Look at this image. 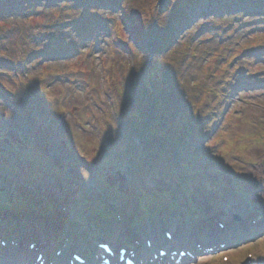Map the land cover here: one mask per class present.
I'll use <instances>...</instances> for the list:
<instances>
[{
  "label": "rangeland",
  "instance_id": "1",
  "mask_svg": "<svg viewBox=\"0 0 264 264\" xmlns=\"http://www.w3.org/2000/svg\"><path fill=\"white\" fill-rule=\"evenodd\" d=\"M19 1L0 0L1 10L4 11L10 7L9 16L1 18L0 15V65H3L2 62L9 63L11 60L16 61V63L21 61L20 63L24 64L25 67L22 68L21 65V68L15 72L11 70L10 65H7L8 71L12 72L13 76L10 78L1 75L0 86L3 89L10 87L14 89L15 86L12 81L17 80L18 77L23 80L19 71L25 70L27 67V76L29 75L28 78L31 79L29 83L36 84V81H39L35 85L38 86L39 90L36 95H40L41 98L38 101L30 102L29 106L25 97L20 98L19 101H14L12 97L5 96L1 105H11L10 103L14 105L16 103L19 104V107L16 111L17 114H13V108L5 113L0 112L2 116V118L0 117V131L13 133L14 127L19 125L20 130H23L25 136H28L26 140H30L29 136L33 137L35 146L41 151V157H46L45 153L49 152L50 154L49 147L52 141L57 139L68 141L71 150L76 155L72 157L74 163L80 164L79 161L83 157L87 158L90 163L97 160L102 168L111 170L112 167L115 172L118 170L124 177L123 185L128 187L134 179L136 180L135 174L138 175L132 158L137 155V152L132 148L130 153L122 154L119 152L118 156L114 155L115 142L119 140L120 130L118 126L119 116L113 105V100L117 95L113 89L117 85L123 86L126 95L132 99L133 93L129 90L132 85L128 84L129 79L141 72L151 77L152 86L149 89V97L154 86L158 87L159 90L166 89L164 92L171 94L168 95L171 99L181 96L183 101H190L193 105H198L197 108L203 107L206 102L211 103L205 106L204 112L211 105L216 116L213 117V120L211 118L209 120V116L205 113L207 116H204L203 120L207 127L210 126V131L215 125L209 138V146L205 145L200 148V154L203 157L194 160L192 162L194 166L190 168L192 169L191 173H186L181 176V179L183 180L186 176L199 187L198 194L200 197L195 198L198 205L204 206L209 203L211 206H215L218 211L223 210L228 215L230 223L235 226L238 225V228L236 229L230 224L229 227L232 231L225 237L222 235L221 238L213 242L216 245L215 250L210 252L198 251L189 264H248L247 257L249 256L252 257L253 263L264 264V222L262 227L255 230L249 227L240 228L246 224L249 218L257 215L256 209L264 210V16H262L264 1L199 0L196 5L187 8L190 9L188 12L189 26L187 28L184 26L185 29H182L181 23L176 22L175 15L171 13L172 5L170 2L172 0H153L152 4L147 3V0H139V3L136 0L135 2L131 0L132 6L139 7L138 24L145 34L141 40L143 48H140L139 44L135 42L134 34L130 33L127 30V25L124 26L125 24L121 21V8L114 11L105 7L89 10L88 6L78 7L75 0H69L76 9L66 11L61 7L62 0H38V9L36 8L37 10L30 15L22 13L26 2L30 0H22V7L13 6L15 2ZM183 1L176 0L177 3ZM130 4H127L125 8H131ZM254 4L257 6H252ZM46 5L49 6L47 10L45 9ZM160 6H164L165 12L159 16L156 14L158 17L153 16L154 21L147 22L144 26L143 16L148 15L150 17L152 9ZM60 11L62 12L60 13ZM238 11L243 17L239 21H235L236 33L239 32L234 36L233 42L236 47L232 50H242V53L247 50V54L240 60L239 65L242 63V67L239 68L236 75L233 74V71L229 72L224 68H216L215 62L212 60L204 71L203 69L200 70L198 77L190 73L194 66L188 68L189 73L184 76L186 78L184 80H198L199 86L206 89H211L213 86L216 91L220 92L222 91L221 86L226 84H222L219 79L224 83H226L224 80L232 79V84L226 86L231 88V92L222 93L213 98L210 94L197 95V93H201V90L196 86L195 88L189 87L184 94L182 91L185 82H182L183 80L180 78L181 71H176V69L179 63L185 69V61L182 60L185 57L187 33L194 27L198 29V25L204 23H208L210 29L218 24L227 26V20H234ZM58 13L61 14L59 22L54 21ZM212 18L217 20L211 22ZM90 19L92 22L99 20L102 22L94 27V34L78 40L77 36L83 34V24ZM58 23L60 25L62 23L63 25L69 24L71 27L58 28ZM51 25L52 28H50ZM47 26L48 28H46ZM239 26L240 28H238ZM136 28L139 29L138 25ZM52 29H54L55 35L48 42L43 37ZM70 30L73 32H69ZM122 41L123 44L126 42L130 45L135 44L134 52H130V47H127V51L123 50L120 45ZM63 42L70 45H74L76 42V44L68 52L63 47ZM158 42L171 44L166 51L162 50L161 53L157 54V49L160 48L157 45ZM218 42L219 39L216 38L209 45L211 50L215 48ZM228 42L229 40L227 44ZM255 50H262V52ZM35 51L38 55L27 62V55L33 54ZM63 51L64 53H62ZM65 56L66 58H63ZM125 64H128L127 70L131 68V73L129 72L128 75L124 70ZM111 68H119L124 71L119 81L115 82L114 79H111L110 83L108 82L107 77H112L116 72V70L111 72ZM210 70L217 73L215 78L205 76ZM175 71L177 72L176 80L182 81L176 82ZM16 89L19 90L17 87ZM41 91L46 94H41ZM152 97L149 98L150 101ZM0 98L2 97L0 96ZM44 102L48 103V107ZM32 115L34 118H39V123L36 126L32 122ZM34 129L37 134L45 130V133L52 135V138L48 140L44 137L37 138V135L33 133ZM16 138L22 142L21 145L10 143L7 137L0 135L1 145L4 147L9 145L12 151L10 157L3 156V148L0 146V189L3 190L2 195H13L20 203L32 201L41 208L42 205L38 199L46 198L47 193L52 192L58 198L59 203L66 207L68 213L64 214L63 217L70 222L74 221L72 216L75 217L77 214L81 215L80 219L85 221H89L88 218H98V215L90 212L91 204L99 205L98 199L103 200L104 202L101 203L106 202V204L119 202L129 205L127 200L110 198L109 190L99 185L89 167L82 166L83 169H80L74 164H67L68 169H74V176L66 174V171L64 174L68 175L67 179L70 181L65 183L72 184L73 182L76 184L83 194H87V203L67 205L68 199L70 201L73 199L67 193L62 192L60 188L62 181L65 180H57L54 177L48 178L46 184L42 185L44 195L40 197V193L33 188V183H19L21 182L20 177L23 178L24 175L23 171L17 170L16 167L18 165L30 167L24 162L27 160L25 158L28 156L27 154H31L33 151L34 145L32 142L23 143L20 136H16ZM97 148H100L101 151H97ZM109 155L116 159L115 162L118 167L111 166ZM57 158V156L56 158L53 156L49 161L57 163L59 160ZM172 168L185 172V168L177 165ZM168 171L170 172L171 169L169 168ZM214 177L222 179L219 181ZM236 179L242 182L241 189H243L242 193L244 194L236 189ZM141 180L140 178V183ZM205 181H214L213 187L219 191H215L213 187L207 188L204 185ZM140 183L133 185L139 193L147 190ZM84 184L89 187L85 189ZM177 193L184 195V190L181 189ZM145 195L151 196V192ZM0 199H3V196H0ZM176 203V209L167 211L166 216L168 218H171L173 214L181 213L179 210L181 206L185 211L186 200L183 196L178 197ZM120 206L119 208L127 213L126 209H123L125 206ZM247 207H250V212H248ZM101 209L106 211L107 205ZM11 212L12 210H9L6 213L9 215ZM194 212L188 216L194 215ZM233 215L241 217L239 223H235L233 220L231 222ZM132 216V213H128L124 218L127 217L131 220ZM48 218L52 219V215H48ZM153 218V216L146 217L143 221ZM46 221L47 219L43 224H46ZM10 222L13 223L10 219H0V227L6 226ZM67 224L70 237L79 243L75 239V234L78 237V229ZM178 225L181 226V224ZM125 229L128 227L126 226ZM27 230L29 231L31 228L29 227ZM182 230L184 229H178V232Z\"/></svg>",
  "mask_w": 264,
  "mask_h": 264
},
{
  "label": "trees",
  "instance_id": "2",
  "mask_svg": "<svg viewBox=\"0 0 264 264\" xmlns=\"http://www.w3.org/2000/svg\"><path fill=\"white\" fill-rule=\"evenodd\" d=\"M139 3V0H136ZM175 1V2H174ZM252 2H261L262 0H250ZM264 1V0H263ZM76 5L79 6H88L89 10H98L97 8H101V7H105L106 9L110 10L113 9L117 10L118 8H121V21L125 24L124 26L127 25V30L134 34L133 38L135 40V42H137L138 44H141V40L143 38V36L145 35L144 32L141 31V27L138 24V20H139V12H138V8L136 6H132L130 4L131 0H124L125 4H123L124 2H121V0H75ZM133 2H135V0H133ZM151 3L153 2V0H147V3ZM199 2V0H184L183 2L177 3L176 0H172L170 2V4L172 5V11L171 13L173 15H175V19L177 20L176 22H179L180 25H182V29L184 26L187 28L189 25V19H188V12L190 9L189 8L191 5H196ZM38 0H30L28 2H26L25 7L22 9V13H28L30 15H32L34 13V9L37 8L36 6H34V4H38ZM91 3V5H89ZM23 1L20 0L19 2H15L13 4V6H20L22 7ZM127 4L131 5V8L127 9L128 7L125 8V6ZM94 6V7H91ZM252 6H257V5H252ZM61 7H63L64 10L66 11H70L69 9H76L74 7V5L69 1V0H62L61 2ZM131 10V11H130ZM9 12H10V7L8 9H4L1 10L0 9V15L2 16H9ZM62 11H60L61 13ZM128 12V13H127ZM165 12V8L164 6H160V7H155L154 9H152V11L150 12V17L148 15H144L143 16V25L145 26V24L151 23L152 21H154L153 16L155 17V15L157 14L159 16V14H162ZM240 11H238L237 13H239ZM87 13L89 14V12L87 11ZM156 15V16H157ZM264 15V11L262 12V16ZM157 16V17H158ZM236 19V18H235ZM234 19V20H235ZM211 20L216 21V18H212ZM96 23H89L88 28H85L83 33H88L89 26L90 25H94ZM138 25V28H136V26ZM97 26V25H96ZM156 26V24H155ZM159 27V26H158ZM212 28V27H211ZM240 28V26L238 27ZM87 29V30H86ZM230 30V35L228 36L227 33H229ZM160 31V30H159ZM236 33V29H229L225 26H221V25H217L216 27L210 29L208 27V23H204V24H200L198 25V29L196 27H194L189 33H187V37L185 38V42H186V47H185V57L182 60L183 62L185 61V69L184 67H182L183 65L181 63L178 64V71H184L186 72L187 67H189L190 63H199V64H204V65H209V63H202L201 59L196 60V57H194V55H191L192 53H195L196 51H206L208 50V45H211L215 39L218 36H221L223 38V44H221V46L219 47L220 49L223 50H227L228 49V56L227 59H224V57H221L217 54H213V60H215L219 65H222L223 68L228 69L229 71H233L236 70L240 65L239 62L241 60V50L239 51L238 49L236 50H232L234 49V35ZM149 35V33H148ZM228 37H229V42L227 45V41H228ZM174 40V39H173ZM184 42V43H185ZM159 43V42H158ZM161 43V42H160ZM157 44L159 45V49H157V54L161 53L162 50L166 51L169 47L171 43H166V44ZM144 46V45H143ZM161 46H163L161 48ZM214 52V51H213ZM212 51H207V54H211L213 53ZM230 53V54H229ZM181 62V61H180ZM204 69V68H203ZM224 69V70H225ZM223 73V71H222ZM151 74V73H150ZM222 75V74H221ZM153 80V79H152ZM148 84L151 81V77L149 75L148 78ZM197 82V81H196ZM194 86V84H193ZM150 89V88H149ZM145 90L143 89L140 93L144 92ZM156 95L160 94L159 89L155 90ZM160 95H158V98H154V100L157 102V105L155 106V114L153 115V117L150 116L151 120L156 123L159 124V121L156 120L155 118H158L159 115H163V123H164V128L163 129H159L153 127V126H149L150 131L148 132L149 136H151L152 138L154 136L157 137V139H159V137L162 139L161 143L166 141L165 143H163V146H165L167 149L164 151L169 150L168 153H172V151H170L171 149H176V148H183V143H182V137H186V138H191L192 135L193 136H198L200 139L204 136V138L206 139L207 136L205 134L210 132V126H206V124L203 123L204 120V116H209V120L210 118L213 120V115L216 116V114L214 113L213 109H211V107L205 111H199L200 109L197 110V108L193 107L191 105V102H183L179 98L177 99H170V96L166 95L164 93V89L163 91L161 90ZM140 98L139 100L135 103V114H127V117H129V120H135V116L138 115V110L141 109V107L144 106V102L143 100L145 99L144 94L142 93V97L141 95H138ZM135 97L133 96V101H134ZM181 101L182 105L184 103V106H186V109H184L183 111H181L180 105L181 103L179 102ZM179 102V105H178ZM181 105V106H182ZM168 109V111H166ZM171 113V114H170ZM205 113H207V115H205ZM194 117V118H191ZM177 119V120H176ZM195 119V120H194ZM135 122H137V119L135 120ZM161 122V121H160ZM195 124V125H194ZM193 126H197V133H194L193 130ZM189 127L191 129H189ZM189 129V131H188ZM188 131V132H187ZM197 134V135H196ZM137 136H139L138 133H136ZM151 139V138H150ZM140 146H142V141L140 142ZM156 140H150V147L152 149V152L156 150ZM188 148V146H185L186 150ZM147 156V153H146ZM169 155H167L166 158H168ZM148 157V156H147ZM119 191L117 189L114 188V193H118ZM145 203L148 202V200L144 199L143 200ZM146 207H144L145 209L148 208V205H145Z\"/></svg>",
  "mask_w": 264,
  "mask_h": 264
},
{
  "label": "bare ground",
  "instance_id": "3",
  "mask_svg": "<svg viewBox=\"0 0 264 264\" xmlns=\"http://www.w3.org/2000/svg\"><path fill=\"white\" fill-rule=\"evenodd\" d=\"M219 230V229H218ZM196 238H191L190 240H195ZM167 244H169L168 242H167ZM179 244V241L177 240L176 241V245H178ZM31 255L33 256L34 255V252L32 251L31 252ZM174 260H177V258H174Z\"/></svg>",
  "mask_w": 264,
  "mask_h": 264
}]
</instances>
